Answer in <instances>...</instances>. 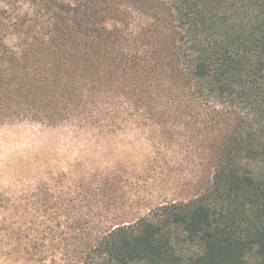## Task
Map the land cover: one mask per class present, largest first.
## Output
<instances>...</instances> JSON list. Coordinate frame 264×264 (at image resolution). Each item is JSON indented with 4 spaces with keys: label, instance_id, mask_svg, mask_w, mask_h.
Instances as JSON below:
<instances>
[{
    "label": "trees",
    "instance_id": "16d2710c",
    "mask_svg": "<svg viewBox=\"0 0 264 264\" xmlns=\"http://www.w3.org/2000/svg\"><path fill=\"white\" fill-rule=\"evenodd\" d=\"M16 122L141 128L159 152L185 150L198 187L127 220L118 168L31 200L0 194L1 257L264 264V179L250 166L264 163V0H0V126Z\"/></svg>",
    "mask_w": 264,
    "mask_h": 264
},
{
    "label": "rangeland",
    "instance_id": "374dc122",
    "mask_svg": "<svg viewBox=\"0 0 264 264\" xmlns=\"http://www.w3.org/2000/svg\"><path fill=\"white\" fill-rule=\"evenodd\" d=\"M148 135L132 126L109 135L68 124L48 127L16 122L0 126V194L31 200L36 193L59 190L88 172L118 168L123 177H129L125 203L118 209L130 214L124 218L127 220L133 214L135 219L143 210L139 206L149 200L183 199L195 193L198 186L191 179L199 169L188 159L177 160L176 156L186 154L179 146L174 145V151L162 150L166 159L145 162L144 156L149 154L161 158ZM250 166L264 179V163L252 162ZM202 178L207 180V173ZM0 264L26 263L0 256Z\"/></svg>",
    "mask_w": 264,
    "mask_h": 264
}]
</instances>
